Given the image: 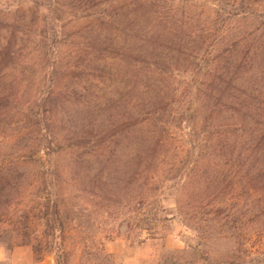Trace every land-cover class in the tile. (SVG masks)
Instances as JSON below:
<instances>
[{
    "label": "rangeland",
    "instance_id": "374dc122",
    "mask_svg": "<svg viewBox=\"0 0 264 264\" xmlns=\"http://www.w3.org/2000/svg\"><path fill=\"white\" fill-rule=\"evenodd\" d=\"M221 88L264 103V0H0V166L29 175L4 184L0 264H264Z\"/></svg>",
    "mask_w": 264,
    "mask_h": 264
},
{
    "label": "trees",
    "instance_id": "16d2710c",
    "mask_svg": "<svg viewBox=\"0 0 264 264\" xmlns=\"http://www.w3.org/2000/svg\"><path fill=\"white\" fill-rule=\"evenodd\" d=\"M89 3H93L96 0H86ZM98 3L107 0H97ZM233 17L244 16L245 18H249V16H257L261 18L262 16L255 15L253 11L250 10H239L234 11V13H228ZM259 47H256L253 52L255 55L259 53ZM245 60V59H243ZM243 63L246 61H242ZM146 89V87H145ZM227 89V87H226ZM226 89H220L219 94V102L213 106V112L216 113V119L218 121V125L221 130L218 132L219 137V145H221L222 149H229L232 153L238 152L241 153L240 156H245L246 161L249 162V173H250V181L253 182L254 187L260 185L264 182V103H255L252 102L253 97L256 95V89H251V95H246L248 99H242L241 96H235L233 93L226 91ZM148 91V90H147ZM161 92V91H160ZM227 93V94H226ZM160 94L158 91L152 90L151 98L155 100V102L160 101ZM235 94V93H234ZM260 97L264 96V93H260ZM227 96V97H225ZM226 98V99H225ZM225 99V100H224ZM161 103V102H160ZM241 158V157H240ZM142 164V163H141ZM21 165V163H19ZM142 167V165H140ZM139 167L134 174V180L137 182L143 178L144 169ZM25 173L19 174V168L16 167L14 169H10L7 167L0 166V222L1 219L6 217V214H15L18 212L19 203H6L3 202V191L4 189H8L4 184H7V181L11 180H20L24 178H28ZM142 185V184H141ZM127 185L123 192L128 195ZM140 193L138 195L139 202H145L144 197V188L139 185ZM8 196H11V192L9 191ZM23 217L21 219L27 220L30 215L24 212ZM49 222L54 223L55 234L54 238L57 241L62 242L63 244L67 237L64 232V224L63 217L61 216L60 206L55 207V212L53 214V218L48 220ZM47 221V222H48ZM4 223L2 221L0 225ZM6 225L0 226L5 227ZM4 229V228H2ZM1 229V230H2ZM0 235V239H1ZM20 238V237H19ZM33 242V243H32ZM42 242L39 237H32L30 241L22 242L20 245H32L36 254H41L40 245Z\"/></svg>",
    "mask_w": 264,
    "mask_h": 264
}]
</instances>
